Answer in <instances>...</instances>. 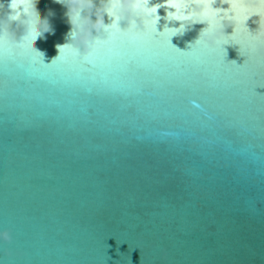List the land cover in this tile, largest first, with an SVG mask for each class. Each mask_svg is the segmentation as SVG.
Instances as JSON below:
<instances>
[{"label":"water","instance_id":"obj_1","mask_svg":"<svg viewBox=\"0 0 264 264\" xmlns=\"http://www.w3.org/2000/svg\"><path fill=\"white\" fill-rule=\"evenodd\" d=\"M176 2L85 3L71 41L35 0L54 32L9 29L0 264H264V3Z\"/></svg>","mask_w":264,"mask_h":264},{"label":"clouds","instance_id":"obj_2","mask_svg":"<svg viewBox=\"0 0 264 264\" xmlns=\"http://www.w3.org/2000/svg\"><path fill=\"white\" fill-rule=\"evenodd\" d=\"M56 2L65 4L69 11L66 13V15L69 17V23L73 25V29L68 33V38L74 40L77 36L78 29H77V23L82 18H84L85 15H82V12H85V8L83 5L85 3H89L92 7V13L89 15V19L92 15H95V11L97 8L103 9V15L104 13H107L109 15L108 8L111 7L113 4H120L121 7H123L122 0H79V3H76L75 6H73V0H56ZM207 0H191L192 4L195 3H202L206 4ZM163 4H167L168 6L172 7L169 4V0H163ZM143 5L147 9L154 8L156 13V9L163 6L162 4H156L153 7L147 6V0H131V7L136 8ZM5 4L4 0H0V9H4ZM7 8L8 12L6 13V18L0 20V43H2L5 39V36L7 35L9 29H12V35L14 33L18 32L20 35L17 37L15 43L11 39V43L16 44L19 43L20 37L31 34L32 38L30 39V45L31 42L37 39L38 37H44V33H52L54 30L51 28V26L48 23L47 17L40 18L36 11H35V0H8L7 2ZM175 9V7H172ZM218 10V9H214ZM170 14V13H169ZM168 14V15H169ZM51 15V13H49ZM110 16V15H109ZM74 17L75 21L74 22ZM115 19L114 17H112ZM156 21L160 19L159 16L155 15ZM225 19L224 16H220L221 22ZM121 20H125L127 22L126 26L129 25H138L139 24V18L136 16H133L131 19H129L127 16L121 17L119 20H117V23ZM106 26L104 23L101 26V31L103 30V27ZM183 27V25H181ZM68 44L65 45H56L58 52L60 53V50L63 47H66ZM42 58L44 57L45 53L42 51H39L37 49H34ZM54 58L53 60H55Z\"/></svg>","mask_w":264,"mask_h":264},{"label":"snow or ice","instance_id":"obj_3","mask_svg":"<svg viewBox=\"0 0 264 264\" xmlns=\"http://www.w3.org/2000/svg\"><path fill=\"white\" fill-rule=\"evenodd\" d=\"M261 2L264 3V0H261ZM228 3H229V5H231V4L233 3V0H228ZM169 4H170L172 7H175V8H179V7H180V4L177 3L176 0H169ZM205 6H206L207 8L212 9L213 11H219V10H214V9H213L210 0H207ZM229 9H230V7H229ZM147 10H148L149 12H154V11H155L154 8H152V9H147ZM248 17H249V16H246V17L244 18V20H247ZM228 19H232V16H231V15H228ZM31 38H32V35L30 34V35H29V39H31Z\"/></svg>","mask_w":264,"mask_h":264}]
</instances>
